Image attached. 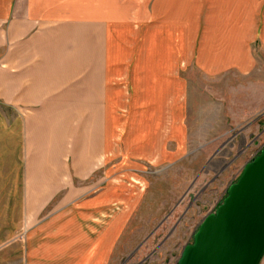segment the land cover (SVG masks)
<instances>
[{"label": "crops", "instance_id": "1", "mask_svg": "<svg viewBox=\"0 0 264 264\" xmlns=\"http://www.w3.org/2000/svg\"><path fill=\"white\" fill-rule=\"evenodd\" d=\"M200 1L137 0L131 26L102 7L0 0V264L108 263L147 167L184 157V88L169 69L181 57L247 74L251 44L264 48V0ZM169 27L179 50L163 69L152 37Z\"/></svg>", "mask_w": 264, "mask_h": 264}, {"label": "rangeland", "instance_id": "2", "mask_svg": "<svg viewBox=\"0 0 264 264\" xmlns=\"http://www.w3.org/2000/svg\"><path fill=\"white\" fill-rule=\"evenodd\" d=\"M65 1L93 10L102 7L103 16L131 26L143 14L137 0ZM129 30L127 40L137 43L139 31ZM156 33L160 38L152 37V62L169 69L179 50L176 32L169 27ZM165 35L172 42L167 46ZM251 49L257 62L247 74L208 75L198 70L194 58L182 62L180 56L169 69L170 74L177 69L184 88V157L147 167L133 213L107 264H176L203 217L222 202L243 166L263 148L264 48L254 41ZM259 264H264V255Z\"/></svg>", "mask_w": 264, "mask_h": 264}, {"label": "water", "instance_id": "3", "mask_svg": "<svg viewBox=\"0 0 264 264\" xmlns=\"http://www.w3.org/2000/svg\"><path fill=\"white\" fill-rule=\"evenodd\" d=\"M264 255V146L203 217L176 264H259Z\"/></svg>", "mask_w": 264, "mask_h": 264}, {"label": "flooded vegetation", "instance_id": "4", "mask_svg": "<svg viewBox=\"0 0 264 264\" xmlns=\"http://www.w3.org/2000/svg\"><path fill=\"white\" fill-rule=\"evenodd\" d=\"M185 245H187V244H185ZM185 245H184V246H185ZM184 246H183V247H184ZM183 247H182V248H183Z\"/></svg>", "mask_w": 264, "mask_h": 264}]
</instances>
